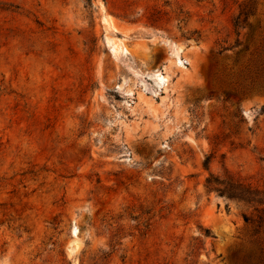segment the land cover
<instances>
[{"label":"rangeland","instance_id":"obj_1","mask_svg":"<svg viewBox=\"0 0 264 264\" xmlns=\"http://www.w3.org/2000/svg\"><path fill=\"white\" fill-rule=\"evenodd\" d=\"M225 171L264 188V0H0V264H245Z\"/></svg>","mask_w":264,"mask_h":264},{"label":"trees","instance_id":"obj_2","mask_svg":"<svg viewBox=\"0 0 264 264\" xmlns=\"http://www.w3.org/2000/svg\"><path fill=\"white\" fill-rule=\"evenodd\" d=\"M238 17L234 19V25L238 24ZM209 157L205 158L204 166L208 165ZM204 187L207 191H215L220 196L234 199L244 203L247 206L254 207L264 211V188H259L245 182L229 171H225L223 175L209 173L204 179ZM245 222H252L247 214H243ZM254 234L262 233L264 230V217L257 216L253 222ZM263 238L255 241V248L250 253L243 254L240 257L242 263L250 264L255 260L256 264H264V251L261 247Z\"/></svg>","mask_w":264,"mask_h":264},{"label":"bare ground","instance_id":"obj_3","mask_svg":"<svg viewBox=\"0 0 264 264\" xmlns=\"http://www.w3.org/2000/svg\"><path fill=\"white\" fill-rule=\"evenodd\" d=\"M109 39H110V37H109ZM115 44L117 45L118 48H121L122 47V45H120L118 42H115ZM72 235L73 236L76 235V229L75 228L72 229Z\"/></svg>","mask_w":264,"mask_h":264}]
</instances>
